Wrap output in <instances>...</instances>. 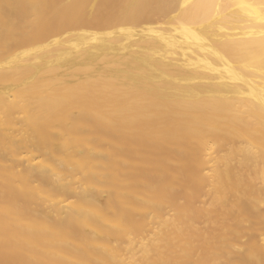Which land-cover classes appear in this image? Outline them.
<instances>
[{"label": "bare ground", "instance_id": "1", "mask_svg": "<svg viewBox=\"0 0 264 264\" xmlns=\"http://www.w3.org/2000/svg\"><path fill=\"white\" fill-rule=\"evenodd\" d=\"M0 264H264V0H0Z\"/></svg>", "mask_w": 264, "mask_h": 264}]
</instances>
